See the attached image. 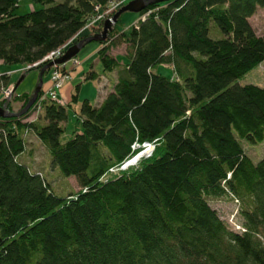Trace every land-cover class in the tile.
Instances as JSON below:
<instances>
[{
  "label": "trees",
  "instance_id": "obj_1",
  "mask_svg": "<svg viewBox=\"0 0 264 264\" xmlns=\"http://www.w3.org/2000/svg\"><path fill=\"white\" fill-rule=\"evenodd\" d=\"M34 1L41 6L21 14L20 0H0L7 64L76 44L89 17L118 0ZM261 7L264 0H168L142 10L130 33L115 26L98 53L117 74L113 90L97 105L82 103L83 129L66 142L80 86L67 104L46 101L42 122L0 117V264H264V158L255 162L242 145L264 140V86L239 83L264 63V35L251 23ZM119 43L126 63L110 52ZM96 76L91 69L86 79ZM8 79L0 73V87ZM29 97L12 101L24 108ZM12 101L0 107L12 111ZM30 132L52 168L76 176V193L59 196L24 160ZM156 140L151 156L119 169L136 141ZM211 198L237 202L240 228Z\"/></svg>",
  "mask_w": 264,
  "mask_h": 264
},
{
  "label": "rangeland",
  "instance_id": "obj_2",
  "mask_svg": "<svg viewBox=\"0 0 264 264\" xmlns=\"http://www.w3.org/2000/svg\"><path fill=\"white\" fill-rule=\"evenodd\" d=\"M56 1L61 2L64 0ZM129 1L131 0H125L120 6L125 5ZM40 6L41 5L35 2L34 0H20V8L18 9V13H27L32 9L39 8ZM111 7L112 5L109 6V9ZM103 11L104 10L102 9V11H100V14H97L98 16L94 15V17H89L90 20L87 22V24L91 21L95 22V27L100 28L102 30L106 19L111 17V12L108 13V10L105 12ZM141 16V12H124L121 15V22H117L113 28L117 26L118 29H120L121 31H126L127 33H130L132 28L137 25L139 20L142 18ZM251 23L258 32V34L264 35V7L258 9L257 13L251 18ZM94 30V27L88 30L86 29L81 33L82 37L79 36L77 38V41L80 42L82 39L87 37L85 36L86 34H95ZM218 32H220V30ZM211 35L213 37H220L221 32L220 35H218L217 31H215V28H213ZM109 38L110 35H108V41L110 40ZM106 41H92L86 44L75 57H73L65 64V67L63 69V72L65 73L62 74H67L69 78H67L66 81L62 83L61 87L56 89L57 98L59 96L58 100L61 103L67 104L70 101L73 93L77 91L78 86H80V90L78 93L79 101L77 103H74L72 107H68L69 118L67 121H65L67 127L64 135L62 136L63 142H66L68 139H70L74 131H82L83 129L82 121L78 118V115L76 114V112H80L82 103L86 99H89L92 104L97 105L101 103L106 98L108 93L113 90L117 74L106 72L104 70L103 63L98 55L99 50L104 45H106L104 44V42L106 43ZM71 46L73 45H69L63 48L62 53H67L68 49ZM110 48V52L112 53V55L116 56L121 63H126L128 61V56H126L128 47L125 43H119L115 46L111 45ZM62 55L63 54H61L57 59L61 58ZM31 68H29V65H11L0 60V73H6L9 76V84H1L0 89L3 87L11 88L14 92V97L24 93H29L31 97L40 80L41 66H35V69L30 70ZM163 68H165L166 70H164ZM91 69L95 71L97 76L95 78L86 79V76ZM159 69L166 75H172L173 73L172 68L167 65H164L162 68L160 67ZM55 73L60 72H55L53 70V67L45 72L41 89L43 92L40 90L42 92H40L41 95H38L37 100L35 101L33 107L30 109L31 112H28L29 114L26 115L24 121H32L38 119L40 122H42L44 120V118L42 117L44 112L43 105L46 101L50 100L49 98H51L50 93L52 90H54V86H52L51 89L50 87L52 76ZM112 74L114 75L111 76ZM23 75H25L24 79L20 81ZM19 81L20 83L18 84ZM240 83L264 86V63L247 73L244 78H242ZM1 97L2 96L0 94V98ZM101 99L103 100L99 102V100ZM4 101L7 100L0 99V106L5 105ZM23 105V103L17 102V99H15L12 101V104H10L12 108H10L9 105L8 107L14 112H20L23 109ZM27 140V150L24 154V160L27 162H31V166L34 170H40L43 172V174L49 179L55 192L59 196L67 197L70 194L76 193L79 187L76 176H66L61 172L59 168H52L51 156L48 154L47 149L43 145V143L39 140V138H37L35 134H33V132L28 133ZM242 145L246 150V153L255 162H258L259 160L264 158V140L255 144L250 143L247 140H242ZM140 160L136 164H138ZM210 201L214 208H216L218 212L222 215V217L231 223L230 226H232L233 224L240 226V223L236 221L235 217H232L236 214V211L238 209L237 202L230 198H211ZM238 217L240 219L239 215Z\"/></svg>",
  "mask_w": 264,
  "mask_h": 264
},
{
  "label": "water",
  "instance_id": "obj_3",
  "mask_svg": "<svg viewBox=\"0 0 264 264\" xmlns=\"http://www.w3.org/2000/svg\"><path fill=\"white\" fill-rule=\"evenodd\" d=\"M162 1H168V0H131V1H129L126 5H124L117 12H115L112 17L106 19V21L104 22L103 29H102L101 32H97L95 34H92V35H89V36L85 37L80 42H78V43L74 44L73 46H71L68 49L67 53L63 57H61L59 59H56L55 61H51V62L45 64L40 69V80H39V83H38L34 93L30 97L26 107L23 110H21L20 112H11V111H8L6 108L0 107V116H2V117L3 116L4 117H19L22 114H24L26 111H28V109L37 100L38 95L40 93V90L42 89L43 76H44L45 72L48 69H50L54 64L64 63V62H67V61L71 60L73 57H75L83 49V47L86 44H88V43H90L92 41L103 42V41L107 40L109 33L113 30L114 25L118 22V19L121 17V15L124 12H127V11L141 12L147 6H149L150 4H152L154 2H162ZM24 76L25 75H23L21 77L20 81L23 80ZM20 81L18 82V84L20 83Z\"/></svg>",
  "mask_w": 264,
  "mask_h": 264
},
{
  "label": "built area",
  "instance_id": "obj_4",
  "mask_svg": "<svg viewBox=\"0 0 264 264\" xmlns=\"http://www.w3.org/2000/svg\"><path fill=\"white\" fill-rule=\"evenodd\" d=\"M125 0H118V1H113L112 2V7L108 10V13L111 12V14L114 12V9L116 10L117 8L120 7V5H122V3L124 2ZM95 28V22H90L88 23L85 27H83V29L81 30V32L85 31L86 29H90V28ZM80 32V33H81ZM78 33L77 36L80 34ZM61 54V50H54L53 52H51L45 59L47 58H55L57 56H59ZM45 59L41 60L40 62L44 61ZM40 62H35L33 64H30L29 65V68L31 67H34L35 65L39 64ZM62 73H65V72H61V73H55L53 76H52V82H53V86H54V90L51 91V98L52 99H57V96H56V89H58L59 87H61L62 83H64L66 81L67 78H69V76L66 74H62ZM11 88H8V87H3L0 89V94H1V98L0 99H5L7 100V97L10 95L11 93ZM157 141H154L153 143H145V142H139V141H136L133 145H132V149L133 151L136 152V154L132 157H130L129 159H127L126 161H124L119 169H126L128 168L129 166L131 165H136L134 162L136 159H140L144 156H150L151 153L154 152L156 146H157ZM134 160V161H133ZM112 171H115L117 170L116 168H112L111 169Z\"/></svg>",
  "mask_w": 264,
  "mask_h": 264
},
{
  "label": "bare ground",
  "instance_id": "obj_5",
  "mask_svg": "<svg viewBox=\"0 0 264 264\" xmlns=\"http://www.w3.org/2000/svg\"><path fill=\"white\" fill-rule=\"evenodd\" d=\"M111 5H112V4H111ZM118 20H119V19H118ZM105 41H106V40H105ZM98 42H99V41H98ZM62 50H63V49H61V54H63V55H62V57H63L66 53H62ZM61 54H60V55H61ZM60 55H59V56H60ZM59 56H57V57H55V58H48V60H47L48 62H47V63H49V62H51V61H54V60L57 59ZM67 62H68V61H67ZM67 62L59 63V64H54V65L52 66V67H53V70H54L55 72H60V73L63 72V69H64L65 64H66ZM52 67H51V68H52ZM51 68H50V69H51ZM50 69H48V70H50ZM48 70H47V71H48ZM23 79H24V78H23ZM239 83H240V82H239ZM41 91H42V90H41ZM41 91H40V92H41ZM42 92H43V91H42ZM42 92H41V93H42ZM44 93H45V92H44ZM39 95H41V94L39 93ZM13 98H14V92L11 90L10 95L7 97V101H12ZM33 105H34V104H33ZM33 105L28 109V111H26L24 114H22V115L19 116L18 118H20V117L26 115V114L30 111V109L33 107ZM38 105H39V104H38ZM25 107H26V106H25ZM25 107H24V108H25ZM24 108H23V109H24ZM23 109H22V110H23ZM0 117H2V116H0ZM3 117H4V116H3ZM4 118H6V117H4ZM156 141H157V140H156ZM157 142H159V141H157ZM146 143H153V142H146ZM155 149H156V148H155ZM154 151H155V150H154ZM134 153L136 154L135 151H134ZM135 154H134V155H135ZM151 154H152V153H151ZM151 154H150V156H151ZM134 155H133V156H134ZM144 157H145V156H144ZM142 158H143V157H142ZM140 159H141V158H140ZM140 159H136L134 163L136 164ZM133 161H134V160H133ZM131 166H132V165H131ZM129 167H130V166H129ZM234 225H235V224H233V226H234ZM235 226H236V225H235ZM236 227H237V228H240L239 226H236Z\"/></svg>",
  "mask_w": 264,
  "mask_h": 264
},
{
  "label": "crops",
  "instance_id": "obj_6",
  "mask_svg": "<svg viewBox=\"0 0 264 264\" xmlns=\"http://www.w3.org/2000/svg\"><path fill=\"white\" fill-rule=\"evenodd\" d=\"M114 74H112L111 76H113ZM52 86H53V82L51 81V87H50V89L52 88ZM58 98H59V96H58ZM71 100V99H70ZM103 99H101V100H99V102H101ZM70 102V101H69Z\"/></svg>",
  "mask_w": 264,
  "mask_h": 264
}]
</instances>
